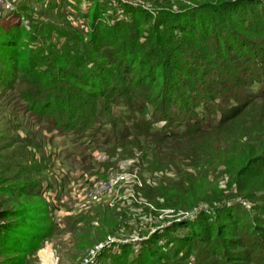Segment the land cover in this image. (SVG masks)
<instances>
[{"label": "rangeland", "instance_id": "1", "mask_svg": "<svg viewBox=\"0 0 264 264\" xmlns=\"http://www.w3.org/2000/svg\"><path fill=\"white\" fill-rule=\"evenodd\" d=\"M158 8L150 0H0V44L8 37L15 44L12 53H0V213L29 203L34 209L30 225L44 226L42 233L48 235L27 254L29 244L18 236L25 230L16 227L22 220L0 217L1 231L12 226L10 233L0 234V264H46L43 250L52 256L51 264H140L141 258L148 264H263L262 246L255 245H264V157L246 177L220 180L213 191L220 193L221 204L179 213L163 208L162 200L153 204L142 192L149 177L138 166L148 160L143 153L134 158L114 152L115 139L130 141L136 131L145 141L146 122L162 133L179 136L185 130L172 118L166 122L154 106L145 110L137 97L130 108L125 107L128 99L117 95L130 87L134 94L135 75L144 68L133 73L132 63L115 55L112 30L124 21L134 30L146 13L151 18L135 33L139 43L152 44L149 29ZM235 12L230 27L254 21L242 9ZM194 61L199 60L184 56L178 68L199 67L216 90L234 85L238 64L233 60L229 65ZM95 65L105 73L118 69L117 83L126 79L130 86L115 81L100 90L86 87L98 82L91 71ZM225 65L232 76L223 75ZM69 94L91 101V122H82L88 109L64 112L81 105ZM230 95L235 108L249 100L248 88H233ZM252 105L264 130V101ZM260 144L249 143L247 149L256 152ZM217 213L221 219L224 213L233 217L231 230L215 221ZM213 221L221 225L220 236L203 230ZM149 252L155 255L152 262Z\"/></svg>", "mask_w": 264, "mask_h": 264}, {"label": "trees", "instance_id": "2", "mask_svg": "<svg viewBox=\"0 0 264 264\" xmlns=\"http://www.w3.org/2000/svg\"><path fill=\"white\" fill-rule=\"evenodd\" d=\"M150 3L159 6L158 9L161 10L160 15L153 18L154 25L149 29L152 44L139 43L141 37L135 33L139 30V25L151 18L146 13L139 15L138 18L144 23L137 19L134 30L128 21L118 23L112 30L116 42L115 55L122 58L124 63L125 60L132 63L130 70L133 73L144 68L135 75L134 94L130 87L117 90V95L124 100L127 98L125 107L130 108L136 103L134 99L137 97V102L144 103L145 110L147 105L154 106L165 117L166 122L174 119L173 122L178 121L179 127L185 130L179 132L182 136L162 133L153 123L146 122L145 141H140V135L136 131L130 141L115 139L113 149L120 156L135 158L136 153L141 152L148 158L138 166H142V172L149 175L148 180L144 179L142 192L146 193L147 199L153 204L162 200L163 208L179 213L191 212L202 204L213 207L215 203L222 202L220 193L217 195L213 190L224 176L233 180L246 177V173L259 168L264 157V130L261 129L263 119L253 114L252 108V104L264 101V0H150ZM173 8H177V11H173ZM238 9H242L245 16L253 17L254 21H241V28L236 24L230 27L232 17L238 14L235 12ZM178 31L183 34L180 39L174 35ZM13 41L10 37L3 41L0 53H12L15 48ZM188 55L199 60L194 62L204 61L209 65L212 62L218 65L220 60L221 64L229 65L233 60L238 64L234 85L230 88L222 86V89L216 90L210 86L206 74L199 67L178 68L181 58ZM146 64H149L148 69ZM91 71L95 74L94 80L98 82L90 81L86 87L98 88L115 81L116 84L130 86L126 79H120L117 83L119 76L113 77V74H118V69L105 73L102 66L95 65ZM231 74L233 73L228 70L223 72V75L232 76ZM183 78H187V81L184 82ZM158 82L162 84L157 85L159 90L154 92L155 84H160ZM239 87L248 88L249 100L235 108L232 107L234 96L230 95V90ZM146 88L154 93H149ZM68 98L72 102L79 101L81 105H69L64 112L74 113L88 109L89 113L85 112L82 122L89 123L93 120V104L89 99L79 97L73 100L70 94ZM206 100L209 102L203 103ZM255 141L263 147L260 146L258 151L251 153L247 148L250 147L249 143ZM241 192H245V189L241 188ZM24 206L17 211L0 213V217L22 220L21 223H16L17 228L25 230L18 235L19 240H25L29 244L25 251L33 254L37 251L36 243L40 239H47L48 235L47 231L42 233L44 226L40 227L38 223L35 227L30 225L34 209L29 203H24ZM217 214L215 221L221 220L226 228L234 225L231 223V215L224 213L221 219L220 213ZM213 223L204 224L203 230L207 235L220 236V223ZM11 228H2L0 234L10 233ZM100 228L101 226L95 227V230L99 231ZM98 242L100 243V238L92 245ZM258 245V250L262 248L260 253L264 256V245L256 242L255 246ZM154 257L149 252L147 260L152 262ZM139 262L148 264L143 258ZM262 262L264 264V259Z\"/></svg>", "mask_w": 264, "mask_h": 264}, {"label": "bare ground", "instance_id": "3", "mask_svg": "<svg viewBox=\"0 0 264 264\" xmlns=\"http://www.w3.org/2000/svg\"><path fill=\"white\" fill-rule=\"evenodd\" d=\"M42 254L44 256L45 262L46 264H51L52 262V256L50 255V253L48 252V250H43Z\"/></svg>", "mask_w": 264, "mask_h": 264}]
</instances>
